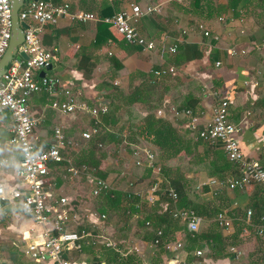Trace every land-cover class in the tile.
I'll use <instances>...</instances> for the list:
<instances>
[{"label":"crops","instance_id":"obj_1","mask_svg":"<svg viewBox=\"0 0 264 264\" xmlns=\"http://www.w3.org/2000/svg\"><path fill=\"white\" fill-rule=\"evenodd\" d=\"M131 4L137 5L143 12L136 29L144 38L155 42L156 48L152 52H142L127 45L109 24L107 26L100 21L74 23L68 18H62L42 34L41 43L43 48L51 53V62L49 68L41 69L36 74L38 78L49 79L51 84L49 90L32 94L27 100L30 115L39 120L30 136L36 149L46 148L52 143L53 130L58 127L65 137L78 144L74 149H64L67 155L65 158L62 155L74 164L81 157L79 151L85 143L81 134L92 127L93 121L83 112L63 114L55 110L52 104L74 99L93 107L106 102L107 106L103 107L108 112L113 86L126 95L135 88L148 85L152 97L156 93L161 98L160 102H157L160 107L155 110V116L170 123L186 138L193 137L187 125L192 123L196 129H202L211 119L213 102L219 98L225 99L228 102L229 120L244 126L242 133L237 137L243 156L257 159L264 168V95L261 94L260 87L252 85L253 81H264V0H70V12H90L100 18L102 13L108 12L106 7L116 14L120 10L128 9ZM220 18L222 20H219ZM200 25L208 31L207 36L198 29ZM181 43L198 45L202 52L201 57L175 65L174 54H169L168 48ZM233 49L239 51L236 56L230 53ZM169 66L176 69L173 76L158 75V78L152 79L153 83H147V76H151L152 70H162ZM84 74L88 75V78H85ZM143 106L141 103H134L130 109L132 117L124 119V124L140 120L142 111L148 109ZM185 106L191 111L189 118L173 113L174 109L185 110ZM246 112L251 115L245 117ZM118 126L119 124L110 125L109 132H117ZM13 129L14 122L10 114H2L0 162L7 160V163L0 167V185L8 199L1 212L0 262L53 264L47 259L35 261L23 255L24 249L37 241L43 230L51 229V221L42 226L33 224L31 219L23 214L20 199L12 198V191L24 192V187L18 184L14 175L20 153L10 143ZM191 142L189 144H192ZM128 145L123 143L116 148L114 145L107 147L109 154L118 150L116 155L124 159V169L114 171L111 162V166L107 163L104 169L106 178H110L112 173L115 176L120 171L122 175H126L127 182L123 191L127 189L130 180L136 181L134 174L138 168L134 165V157L128 150L131 146ZM205 145L201 141V145L194 149L193 154L184 157L186 162H180L181 166H189V160L198 153H201V160L208 161L213 158ZM49 164V174L43 185L54 199L63 197L69 202L78 199L79 202L74 201L70 206L73 207L72 210H81V215H86L85 213L91 212L92 209H104L95 208L83 199L84 195L87 199L88 194L84 178L75 181L64 180V166L55 162ZM100 168L103 169L101 166ZM209 170L208 163L201 161V171H185V180L189 183L195 180L197 185L194 190L191 189L192 184L186 193L194 201H209L213 209L223 208L230 214L232 229L220 228L224 237L234 233L235 224L238 222L245 224V228L238 230L240 242L234 246L240 252L239 257L230 253L229 258L213 260L207 256L208 246L203 243L187 251V240H193L188 237L184 224L170 217L172 237L166 243L182 242L184 245L180 250H158L154 242L143 240L140 229L126 218L122 219L121 230L108 221V227L105 226V221L102 225L117 243L119 254H134L138 264H153L155 260L156 264H264L263 253L259 258L252 256L258 247L259 238L264 235L256 236L255 227L248 226L245 222L247 209L252 212L251 223L255 226L258 225L259 218L264 216V193L259 186L252 184L242 189L224 188L217 195V199H212L209 180L214 176ZM149 182L147 178L138 184L146 183L148 187ZM165 200L160 198L161 202ZM134 210L139 222H147L150 208L142 206ZM91 221L93 219L87 214L83 225H88L90 230L95 226L89 223ZM211 222H215V219L208 222L201 219L198 234ZM70 226L77 227L73 223H69L68 227ZM84 248H91L94 252L101 251L103 254L110 250L102 245L83 244L80 253L70 251L66 257L73 262L95 264L94 256L98 254H90ZM197 251H201L200 256L196 255ZM99 260L103 261L102 258Z\"/></svg>","mask_w":264,"mask_h":264},{"label":"built area","instance_id":"obj_2","mask_svg":"<svg viewBox=\"0 0 264 264\" xmlns=\"http://www.w3.org/2000/svg\"><path fill=\"white\" fill-rule=\"evenodd\" d=\"M143 16L141 9L134 4L128 9H123L114 14L111 18L103 19L109 24L120 38L129 46L138 48L142 52H152L155 50V42L144 38L136 29V25ZM62 18H68L74 23L96 22L100 18L90 12H70V0H24L18 11V20L26 25L23 28L24 40L21 44L25 60L13 59L5 73L0 78V116L4 113L10 114L14 129L10 138L12 146L16 147L20 153V160L14 171L18 184L24 187V192L12 191V198L20 199V206L25 216L31 219L33 224L42 226L51 221V229L43 230L37 241L30 243L23 251V255L29 259L38 261L47 259L53 264H82L73 262L66 257L70 251L80 253L83 244L102 245L118 251L117 243L112 239L106 228L102 225L107 219V210L92 209L88 214L93 221L89 222L94 229H82L80 232L67 231L69 223L83 226L86 215H81V210L73 209L66 198L54 199L50 192L44 188V179L49 174V163H65L63 176L64 180L75 181L80 178L86 180L88 186L87 203L98 198L105 193L114 192L117 188L111 186L109 182L99 178L95 174V168L87 165L75 166L70 160L63 158L61 151L66 148L74 149L78 144L64 136L58 127L53 130V142L46 148L36 149L30 136L37 126L39 120L30 115L27 106L28 98L37 92L49 90L51 81L46 78H38L37 71L47 68L51 62V53L46 51L41 43V36L47 28L54 26ZM219 20H222L220 18ZM198 29L207 36L208 31L201 25ZM11 36V13L10 0H0V60L5 53ZM176 46H170L168 53L173 55ZM236 56L239 51L236 49L230 52ZM219 65V64H216ZM176 69L169 66L158 70L155 75H173ZM253 87H260L261 94L264 95V81L252 82ZM52 107L63 114H73L83 112L88 114L92 121V127L81 134L84 141H88L96 135L100 128L99 116L105 114L106 108L102 105L90 107L85 102H76L70 99L67 102H54ZM173 113L184 115L189 118L191 111L173 110ZM250 112H246L245 117H249ZM187 128L193 134L194 140L202 141L211 146H220L225 158L239 169L240 176L237 179L226 181L211 178L209 186L211 195L217 196L219 192L228 188L229 190L242 189L248 185H257L264 193V168L257 159H249L243 156L237 137L242 133L244 126L242 123L231 122L228 118V102L225 99H216L212 105L211 119L202 127L196 129L192 123ZM101 147V145H99ZM134 165L136 167H150L154 173L147 189L137 181L130 180L127 189L124 191L128 198L137 197L142 200L147 208L155 205L160 198H165L162 203L166 214L174 221L184 224L188 237L194 240L199 232L201 218L189 209L179 206L176 191L170 187L160 174V168L154 164L155 153L152 149L136 150L133 152ZM7 160L0 162V167H4ZM8 199L4 188L0 185V222L3 204ZM235 205V204H234ZM136 205L135 208H141ZM245 222L248 226L255 227V234L258 237L264 235V216L259 218L257 226L251 222L252 212L247 209L245 212ZM50 218H52L50 220ZM217 225L224 230L232 229V218L226 212L218 214L215 218ZM149 222H145L148 226ZM157 244V241H154ZM182 242L165 243V251L180 250L183 248ZM228 252L236 257L240 252L236 247H230ZM197 256L201 251L196 252Z\"/></svg>","mask_w":264,"mask_h":264},{"label":"trees","instance_id":"obj_3","mask_svg":"<svg viewBox=\"0 0 264 264\" xmlns=\"http://www.w3.org/2000/svg\"><path fill=\"white\" fill-rule=\"evenodd\" d=\"M106 9L108 12L102 13L99 20L103 24H105L103 19L111 18L115 14V12H110L109 7H106ZM201 54L202 52L198 45L181 43L176 46L174 64L179 65L181 62L184 63L198 59L201 57ZM90 67L92 68V66ZM157 70H152L150 73L151 76H147V83L151 84L154 82L152 80L153 78H158V76L153 74V72ZM84 76L85 78H88V75L84 74ZM150 91L149 86L145 85L135 88L125 95L122 94L118 87L113 86L111 88L112 102L109 107H107L109 111L99 116L100 128L98 133L88 141H85L83 148L79 151L81 152V157L74 162V165L79 166L82 163H85L97 170L95 174L99 178L106 180L107 174L104 170H101L100 165L102 160L107 156L108 146L114 145L113 147L116 148V146L122 145L123 143H126V145L129 144L128 146H131V148H128V150L132 155L136 150L152 149L155 153L153 162L160 168V174L165 182L176 191L179 206L183 209L193 210L201 219H204L207 222L210 219H215L218 214L224 212V209H213L209 201L198 202L190 199L186 190L189 189L192 184L193 186L191 189L196 190L197 185L195 180H193L194 182L192 181L193 183L186 181L183 177V173L188 169L201 171V161H206L210 168L209 171L211 175L218 180L225 181L228 179L239 178V169L225 158L219 145L211 146L207 144L205 145L206 150L213 155V158H210L208 161L201 160V153H198L191 158L192 160H189V166H181L180 162L185 163L186 160H184V157H189V155L193 154L194 149H197V147L201 145V141H196L193 137L186 138L170 123L162 118L156 117L154 112L160 107L157 102L161 100V98L158 97L156 93H152V97ZM134 103H141L144 105L143 107H147L148 109L142 111L141 119L136 123L125 125L123 122L124 119L127 120V118L132 117L130 109ZM183 108L187 109L186 106ZM112 124H119L117 132H109V127ZM189 142L192 144H189ZM99 145H101V147H99ZM64 152L63 149L61 153L65 158L67 155ZM58 165L65 167L64 163ZM136 172L134 176L137 182L144 181L147 178H149V180L154 178V173L150 167H138ZM125 177L126 175H122L121 171L117 173L110 179V181L108 180L109 184L117 188V190L102 194L96 199H92L90 204L95 208H104L107 210L108 218L105 222V226H107L108 221L111 225L120 229L123 224V218H126L127 221H133V225L138 227L142 232V235L140 234L141 238L148 242L157 241L156 247L159 250L163 248L164 244L172 237L170 218L166 214L165 208L162 205L165 201H158L155 205L149 207L151 212L149 215L150 217L146 218L149 225L145 226V220L144 222H139L138 217L134 214V208L136 205H140L139 203L141 202V199L137 197L128 198L123 191V188L118 185L120 181L125 180ZM217 198V196H212V199ZM83 199L87 201L85 195L83 196ZM74 201L79 202L78 199L73 200L72 202ZM72 202H70V205H72ZM226 215L229 216L230 214L226 213ZM243 224V222L235 224L234 233L224 237L217 223L211 222L205 230H202L197 234V236L199 235L198 240H196V238L193 241L187 240L186 249L187 251H190L195 245L203 243L207 244V256L211 259L218 260L229 258L231 256L228 249L238 245L240 242L237 233L238 230L240 231L245 228V224ZM87 226H70L67 227V231L80 232L84 228L90 230L91 228ZM90 249L84 248V250L87 252L89 251L90 254H98V256H94L95 264H138V259L134 254L123 256L119 254L118 251H112L111 249L103 254L101 251L94 252L93 249ZM255 253H263L264 258V237L259 238L258 247ZM158 256L159 253H157V259ZM252 256H254L253 253ZM98 257L102 258L103 261L100 262ZM153 264H156V260L153 261Z\"/></svg>","mask_w":264,"mask_h":264},{"label":"water","instance_id":"obj_4","mask_svg":"<svg viewBox=\"0 0 264 264\" xmlns=\"http://www.w3.org/2000/svg\"><path fill=\"white\" fill-rule=\"evenodd\" d=\"M23 3L24 0H10L11 36L9 39L8 47L0 60V78L5 73L6 68L13 59H26V55L24 54L21 46L24 40L23 28H25L26 25L24 23L19 22L18 20V11L23 5ZM101 105L107 106V103L101 102ZM0 264L5 263L0 262Z\"/></svg>","mask_w":264,"mask_h":264},{"label":"rangeland","instance_id":"obj_5","mask_svg":"<svg viewBox=\"0 0 264 264\" xmlns=\"http://www.w3.org/2000/svg\"><path fill=\"white\" fill-rule=\"evenodd\" d=\"M116 151H118V150L117 149L116 150H113V152L110 153V154L107 151V156H106V158L104 160H102V163L100 165L103 168L102 170L105 169V166H106L107 163H109L110 166L112 164V167L111 168L114 171H117V170H121L122 171L124 169V166H123L124 159L121 156L119 157V155H116ZM124 152H126V150H124ZM110 162H111V164H110ZM96 172H97V170H96ZM112 176H114L113 173L111 174L110 178H107L106 179V181L109 182ZM80 179H82V178H80ZM126 182H127V180L120 181V183L118 185L121 186V188H123L124 185L126 184ZM141 186H143V190L146 189V187H147L146 186V183L142 184ZM139 204H141V206H143L144 208H147L146 205L142 202V200H141V202ZM256 250H255V252H256ZM255 252H253V254L256 255L259 258V255L261 256V254L260 253H255Z\"/></svg>","mask_w":264,"mask_h":264}]
</instances>
